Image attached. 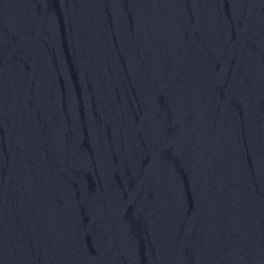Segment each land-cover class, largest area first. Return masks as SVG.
<instances>
[{
  "label": "water",
  "instance_id": "obj_1",
  "mask_svg": "<svg viewBox=\"0 0 264 264\" xmlns=\"http://www.w3.org/2000/svg\"><path fill=\"white\" fill-rule=\"evenodd\" d=\"M193 0H0V264H211Z\"/></svg>",
  "mask_w": 264,
  "mask_h": 264
}]
</instances>
